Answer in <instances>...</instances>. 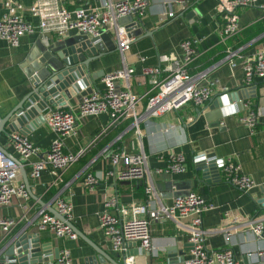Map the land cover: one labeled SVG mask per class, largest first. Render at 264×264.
<instances>
[{"label": "crops", "instance_id": "0c3cea01", "mask_svg": "<svg viewBox=\"0 0 264 264\" xmlns=\"http://www.w3.org/2000/svg\"><path fill=\"white\" fill-rule=\"evenodd\" d=\"M49 1L73 11L91 6L102 7L106 2L120 0ZM223 1L230 6L234 0ZM37 2L11 0V7L15 14L38 26L39 18L32 13ZM220 4L221 0H149L143 19L129 18L123 21L135 36L126 54L125 64L135 70L131 79V92L140 99L141 109L146 108L148 101L158 92V83L167 77V73L154 78L145 76L143 70L159 67V57L163 55L174 54L181 58L180 45L187 39L199 40V57L190 66V73L209 70L208 78L217 82L214 96L205 105L197 107L187 104L178 111L146 119L141 122L139 129L134 126L133 119H127L102 133L109 125L107 115L83 119L78 134L67 139L65 149L67 153L73 154L83 151L79 160L58 175L52 174L51 170L44 171L41 178L35 181L31 178L32 163L45 157L55 134L46 122L36 125L27 134L21 133L25 131L24 126L12 132L6 125L7 133L0 136V144L22 163L31 187V199L28 202L31 210L26 218H23L25 213L20 207L23 203L20 199H14L8 207H0V219L19 222L9 237L22 230H26L30 236H39L41 244L48 251L46 257L49 260L58 255L60 250L68 249L73 264H110L100 254L121 263L122 255L115 252L105 238L98 216L110 197H117L118 202L125 206L143 204L146 200L145 187L152 181L156 188L155 209L161 205L170 206L177 196L189 192L215 205L216 209L203 218V229L212 233L206 239L208 250L230 249L244 264H264V241L246 231L243 226L234 231L230 243L224 234H216L234 221L242 225L247 220L264 219V79L247 87L244 74L246 60L258 52L264 53V0H258L256 6L234 11L232 15L237 19L240 33L226 43L221 40V30L231 16L228 12H220ZM171 12L175 13V17H168ZM5 13L4 2L0 0V19ZM66 37L62 40L56 32H36L23 37L17 48H11L0 40L2 118L10 115L31 92V73L62 66L58 53L67 51L73 45L72 39L77 38L73 33ZM100 43L101 57L90 64L92 80L89 89L93 91L103 89L102 79L106 74L124 66L123 58L110 36H103ZM229 50L239 55L234 61L235 67L228 59ZM251 87H254V91H250ZM238 91L242 96H238ZM72 96L69 102L65 100L66 107L58 106L55 109L71 107L77 112L84 96ZM48 112L45 113V121ZM250 114L257 117L254 132L242 122ZM13 133L28 136L39 149V155L32 157L29 162L23 161L9 142V135ZM140 149L148 157V179L119 181L118 170L112 164L111 156L120 151L139 153ZM170 151L186 157V173L156 174L158 169L166 168L167 160L163 154ZM203 157L208 159L206 165L216 160L233 158L241 166L242 172L254 179L256 186L244 193L225 182L217 168V172L210 170L209 174L208 171H200L198 163ZM89 173L99 178L94 191L85 186V178ZM20 182L25 184L21 170L18 177ZM57 197L73 205L71 223L82 237L77 234L76 240L60 239L50 231L39 232L40 211L45 210L50 214L56 211L54 201ZM151 228L153 246L158 250V256H147L142 247L128 243L124 255L127 258L134 257V264H184L189 260L192 247L179 225L163 217L153 221ZM4 235L0 228V241ZM5 243L4 240L0 244V249Z\"/></svg>", "mask_w": 264, "mask_h": 264}, {"label": "built area", "instance_id": "2783aa9c", "mask_svg": "<svg viewBox=\"0 0 264 264\" xmlns=\"http://www.w3.org/2000/svg\"><path fill=\"white\" fill-rule=\"evenodd\" d=\"M2 1L6 13L0 19V40L5 41L11 48L19 47L23 37L36 32H56L62 40L66 39L70 33L89 40H99L103 36H110L124 61L121 69L103 77L104 87L101 91H93L92 94L81 99L77 112L68 107L53 109L46 114V123L55 134V138L45 157L32 163L31 178L34 181L40 179L42 173L47 170H51L54 175L65 172L79 160L83 151L73 154L67 153L65 149L67 139L78 134V128L83 119L107 115L109 125L103 129L102 133L127 119H133L134 126L139 129L141 122L146 119L178 111L187 104H194L197 107L205 105L214 96L217 82L208 78L209 70L197 74L190 73V66L199 57V40L187 39L180 45L181 58L174 54L163 55L159 57V67L143 70L145 76L154 78L167 73V77L158 83V92L148 101L146 108L141 109L140 99L131 92V79L135 70L125 64L126 54L134 43L135 36L123 21L129 18L143 19L146 16L149 0L106 2L102 7L91 6L73 11L61 8L56 2L38 0L32 9L33 15L39 18L38 26L15 14L11 7V0ZM257 3L258 0H234L230 6H227L226 2L221 0L220 12H228L231 16L222 27V42L226 43L240 33L237 19L232 15L234 11L256 6ZM168 17H175V13H168ZM238 57L236 51H228V59L233 67L236 66L234 61ZM142 61H145V58H142ZM244 74L247 87L257 80L264 79L263 52H258L246 60ZM242 122L250 127L252 132L255 131L257 117L254 114L244 117ZM9 142L13 150L25 162H29L32 157L40 153L26 135L10 134ZM163 158L167 160V166L163 170L155 171L156 174L181 175L187 172V159L183 154L170 151L163 154ZM199 160L207 161L208 159L203 157ZM111 161L118 170L119 181L148 179L150 174L148 157L142 149L139 153L133 154L125 151L117 152L111 156ZM215 165L222 173L223 180L240 191L248 193L256 186L254 179L244 174L241 166L233 158L216 160ZM19 173V165L0 151V207H8L14 199H20L23 201L20 207L25 213L23 218H26L31 210L28 205L31 196L27 186L22 182L18 183ZM98 183L99 178L96 175L92 173L86 175L85 186L88 190L94 191ZM145 193L146 200L139 205H121L117 197H110L105 201L104 209L98 216L99 224L115 252L124 255L126 245L132 243L151 253L152 257L158 256V250L153 246L151 225L153 221L167 217L185 231L191 244V257L184 264H244L230 249L208 250L206 239L212 233L203 229V218L216 209L213 203L194 192H189L186 195L177 196L172 205H161L155 209L156 188L152 181L146 185ZM54 202L56 211L71 222L73 205L60 197H57ZM39 216L41 217L39 232L50 231L60 239H78L72 228L54 215L42 210ZM18 223L14 220L0 219V228L5 233L4 236L10 235ZM241 226L264 241L263 218L247 220L242 225L234 221L229 227L216 234H224L230 243L234 231ZM125 262L134 264V257L127 258ZM41 264H73L71 252L68 249L60 250L57 259Z\"/></svg>", "mask_w": 264, "mask_h": 264}, {"label": "water", "instance_id": "95a60500", "mask_svg": "<svg viewBox=\"0 0 264 264\" xmlns=\"http://www.w3.org/2000/svg\"><path fill=\"white\" fill-rule=\"evenodd\" d=\"M110 39L113 41L112 38ZM100 40H89L86 37L77 36V38L72 39V47L67 51L58 53L57 56L62 61L61 67L58 69L50 67L45 72L31 73L29 79L32 84V90L29 95L7 117L2 118L0 114V136L3 133H7L6 125L12 132H17L19 128L24 126L25 131H21V133L27 134L36 125L46 122L45 113L47 111L53 110L58 106L66 107L65 100L69 102L73 94L82 96L92 94L93 90L89 89V82L92 80L90 64L101 57L102 53H99V49L102 48L101 43H99ZM85 87L88 89H85ZM250 91H254V87H251ZM239 92L238 96H242ZM0 151L19 165L25 184L31 193L29 178L22 163L7 153L1 144ZM206 162L200 161L198 163L200 171H208V174L210 170L217 172L215 162H209L208 165L205 164ZM52 214L82 237L74 225L64 216L57 211H52ZM9 236H4L0 241V244L4 240L6 241L0 249V264H41L50 261L46 257L48 251L41 244L39 236H30L26 230H22L12 237ZM100 255L110 264H126L127 255H122L121 263L107 258L104 254ZM145 255L151 256V253L145 252ZM58 256L59 253L51 260L57 259Z\"/></svg>", "mask_w": 264, "mask_h": 264}]
</instances>
